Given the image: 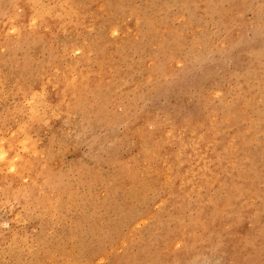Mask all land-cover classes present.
<instances>
[{"label": "rangeland", "instance_id": "1", "mask_svg": "<svg viewBox=\"0 0 264 264\" xmlns=\"http://www.w3.org/2000/svg\"><path fill=\"white\" fill-rule=\"evenodd\" d=\"M0 264H264V0H0Z\"/></svg>", "mask_w": 264, "mask_h": 264}]
</instances>
